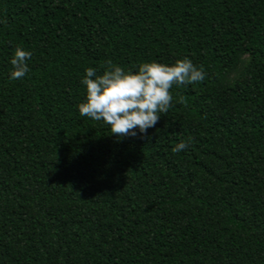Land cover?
Masks as SVG:
<instances>
[{
	"label": "trees",
	"instance_id": "obj_1",
	"mask_svg": "<svg viewBox=\"0 0 264 264\" xmlns=\"http://www.w3.org/2000/svg\"><path fill=\"white\" fill-rule=\"evenodd\" d=\"M184 58L146 135L79 114L87 68ZM0 264H264V0H0Z\"/></svg>",
	"mask_w": 264,
	"mask_h": 264
},
{
	"label": "clouds",
	"instance_id": "obj_2",
	"mask_svg": "<svg viewBox=\"0 0 264 264\" xmlns=\"http://www.w3.org/2000/svg\"><path fill=\"white\" fill-rule=\"evenodd\" d=\"M32 53L20 47L11 58L10 78L22 79L29 71L27 61ZM102 75L87 68L81 83L86 86V99L79 104V114L94 121H102L111 135L119 139L135 137L138 132L147 134L154 128L162 114L172 107L170 89L175 86L202 82L205 72L190 59L177 60L172 65L158 62L141 63L136 71H125L120 66L106 62ZM138 130V132H137ZM191 139V138H189ZM188 144L180 142L174 152L186 150Z\"/></svg>",
	"mask_w": 264,
	"mask_h": 264
},
{
	"label": "rangeland",
	"instance_id": "obj_3",
	"mask_svg": "<svg viewBox=\"0 0 264 264\" xmlns=\"http://www.w3.org/2000/svg\"><path fill=\"white\" fill-rule=\"evenodd\" d=\"M248 59V55L244 54L242 56V62L240 63V65H238L237 69L231 74L230 76V81H232L235 77H237V75L239 74V72H241V70L243 69V66L245 64V62Z\"/></svg>",
	"mask_w": 264,
	"mask_h": 264
}]
</instances>
